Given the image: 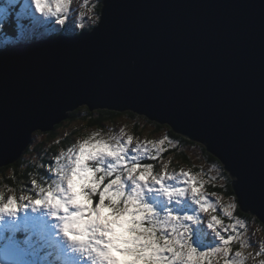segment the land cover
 I'll use <instances>...</instances> for the list:
<instances>
[{
    "label": "water",
    "instance_id": "obj_1",
    "mask_svg": "<svg viewBox=\"0 0 264 264\" xmlns=\"http://www.w3.org/2000/svg\"><path fill=\"white\" fill-rule=\"evenodd\" d=\"M101 3L89 32L0 51V167L69 110L131 111L205 145L264 224V0Z\"/></svg>",
    "mask_w": 264,
    "mask_h": 264
},
{
    "label": "rangeland",
    "instance_id": "obj_2",
    "mask_svg": "<svg viewBox=\"0 0 264 264\" xmlns=\"http://www.w3.org/2000/svg\"><path fill=\"white\" fill-rule=\"evenodd\" d=\"M99 5L102 7L101 0H70V10L66 16L72 19L75 18L78 23H76L74 26L72 25L68 31L73 34L76 33L79 28H92L95 26V24L97 25L100 19L101 11V7L100 9L98 8ZM56 18L59 19L64 17ZM54 28L62 29L60 28V25H56ZM75 29L77 30L75 31ZM37 33H39L38 35H43L41 31ZM71 112L72 111L70 110L68 111L67 118L62 120V124L56 130V135L51 140L50 137H47L48 135L44 131L37 130L31 134L29 139L30 143L27 146L29 150L24 151L23 153L25 156V163L31 162L40 165L43 163L41 156L47 155L48 159L51 158L53 160L51 168L52 172L54 173V169L58 167V164L56 163L57 157H60V163H66L67 156L69 155V149H75L80 142H82L84 139L90 138L93 134H96L98 138L105 139L119 137L122 141L127 140V138L131 136L132 141L130 147H135L137 144H140L142 146H146L149 149V154L147 156H145L143 153L140 154V162L142 164H152L153 174H166L173 176V180L166 181V183L172 187H188L183 183L184 177L179 175L181 171L188 172L190 175L196 177V179L199 181V184L197 185L198 188L203 193L206 202L213 205V207L210 208L208 213H202L199 211V207L193 202L190 192H186L185 196L179 198L177 201L169 202L162 194L158 193V191H149L148 189L144 190L145 203L149 204L153 210L159 214H163L167 210L175 214L183 215L185 213V207L189 210L192 208L196 214H199L201 217V223L205 226V231L208 232V235L205 237V240L199 239L195 235V232L197 228L202 226H192L193 235L191 243L194 247L202 249L208 244L220 249L225 247V245H223V243L220 242L218 238H216L214 234L210 232V230L206 229V223L212 215L217 216V218L221 221L222 226L220 227V230L224 238L227 239L229 235L233 237V239L226 246L228 248L227 256L222 251L212 253L210 256L205 257V264H225L226 260L235 261V264H264V224L260 222L254 214L251 213V218L242 217V215L238 213V209L240 208H238L239 206L235 195H228V193L223 190L209 189L210 184L212 187L216 186L218 188H224V185H226L228 180L231 181L232 186V181H234L236 178H231L229 172L223 168L224 165L222 166V164L216 161V159H209L208 156H212L213 154L208 150L205 151L202 149L203 147L206 149L205 145H203L201 142L193 140L194 145L186 148L189 161L181 163L178 160V157L175 156V154L171 151L172 148L177 147L176 145L178 141L171 140L168 137L169 129H167V124H161V127L156 129L157 127L154 125L153 120L148 119L146 116L135 114V117H130L126 115V111H124L118 112L115 117L105 123L102 127H89L85 120L81 119L80 117L68 120L69 114ZM136 123L139 125V127L134 129V125H136ZM66 137L68 138V145L66 147L59 146L55 153L52 151H50L52 153H48V150L52 144H56V146H58L61 144L63 139H66ZM161 140L164 141L162 145L159 143ZM195 143L199 145H195ZM40 147L46 150V152H41L40 150L42 149H40ZM156 147L162 148V151L157 153L155 151ZM6 172H9L10 174L12 169H8ZM44 180L46 179L44 178ZM33 181L34 180H32V182ZM51 185L52 181L43 182L37 187L32 185L30 188L33 191L27 192L29 188L26 187V183L20 182L18 187L11 186L10 189L5 188L8 187L5 185L3 187L5 188L3 192L0 188V195L4 197L5 201L8 196H14L18 203L28 204L29 201L27 199H20L22 195L28 193V195L33 199L39 198L37 196L39 188H47ZM149 187L152 186L150 185ZM131 188V182H126L125 191L128 192L131 190ZM24 190L27 193H23ZM41 209L50 214L49 210L47 209L37 208L35 211H33L32 208L29 207L23 209L22 211H18L15 217L4 216L3 218H0V221L6 219L7 221L10 220L15 222L11 225V228L15 230L10 232V236L17 237L20 235L22 237L20 239L21 242L25 243L28 248L32 247L34 238L37 239L38 247L40 245L43 246V249L40 248V250L36 249L33 251V253L37 255V257H35V260L37 261L36 264H58L46 257L45 253L47 250L43 245V241H45L49 247V254L59 258L60 261H66L65 257H67V253H69L68 256L71 255L75 257L76 254H71L68 246L66 245V241L61 242L54 235L53 228H56L55 232L58 236L60 233L57 229V224L52 222L53 219L49 217V220H45V217L40 216ZM229 212L231 213L230 216L227 215ZM239 212L242 213V211ZM245 213L249 214L247 212ZM5 222H3V224ZM44 225L48 226L46 234L41 231V227ZM232 225H236V227L232 228ZM2 235L4 237V230L0 235V241L2 240ZM65 252L66 254L64 256ZM236 252H240L241 256L236 257ZM78 258L81 260V254L78 255ZM29 262L31 264H35V261L32 259ZM68 264H72V261L68 262Z\"/></svg>",
    "mask_w": 264,
    "mask_h": 264
},
{
    "label": "snow or ice",
    "instance_id": "obj_3",
    "mask_svg": "<svg viewBox=\"0 0 264 264\" xmlns=\"http://www.w3.org/2000/svg\"><path fill=\"white\" fill-rule=\"evenodd\" d=\"M69 4L70 0H0V34L8 39H12L13 35L25 38L30 34H35L55 25L63 26L62 30L68 31L71 27L69 18L66 16L70 10ZM36 14L40 15L37 16ZM49 17L64 18L53 21L46 19ZM6 29H11V34ZM131 141V136L122 141L119 137L98 138L96 134L84 139L75 149H69L66 163H60V157H57L58 167L54 169L55 179L49 176V179H52V185L47 188L40 187L37 193L39 198L33 199L31 196H22L20 199H27L29 203L21 204L17 202L14 196H8L5 201L4 197L0 195V218L4 216L15 217L18 211L29 207L33 211L37 208L47 209L51 217L55 219L59 233L62 234L69 248L70 242L64 231L68 218L78 215L82 211L102 213L110 221L108 239L120 242L127 236V218L119 209L113 208L103 196L106 190L115 191L118 187L125 191L126 182L130 181L132 188L137 189L142 204L148 208L150 213L145 218L144 223L150 225L153 229V251L158 260H163L164 264H205V257L210 256L212 253L222 251L227 256L228 248L226 246L233 237L229 235L227 239L224 238L220 230L221 221L217 216H211L206 223V229L210 230L225 247L220 249L208 244L200 249L194 247L191 243L192 226L194 225L202 226L197 228L195 232L199 239L205 240L208 235L205 226L201 223L199 214L180 215L167 210L163 214H159L144 202L145 189L158 191L169 202L177 201L179 198L184 197L186 192H190V196L195 205L199 207L200 212L208 213L210 208L213 207V205L206 202L203 193L198 188L199 181L196 177L188 172L181 171L179 175L184 177L183 183L188 187L168 185L166 181L173 180L174 177L166 174H153L152 164H142L140 162V154L143 153L147 156L149 149L140 144L130 147ZM159 143L162 145L164 141L161 140ZM90 145L103 146L104 150L97 151L94 157L87 161V166L94 176L95 186L85 187L81 190L73 175V169L81 149ZM155 151L159 153L162 148L156 147ZM49 166L51 167V164ZM32 183L33 186L36 185V181ZM70 185L71 191L82 195L83 200L74 199L69 202L66 199ZM150 185L152 187H149ZM95 196H98L96 201L93 200ZM50 197L60 201L62 206L53 208L49 203ZM122 206L123 201H121V208ZM227 215L230 216L231 213L229 212ZM231 227L235 228L236 225ZM47 230V225L41 227L44 234ZM71 251L76 253L74 250ZM80 251L82 252L83 249ZM235 255L240 257L241 253L236 252ZM82 257L86 258L84 255ZM225 264H235V261L226 260Z\"/></svg>",
    "mask_w": 264,
    "mask_h": 264
},
{
    "label": "clouds",
    "instance_id": "obj_4",
    "mask_svg": "<svg viewBox=\"0 0 264 264\" xmlns=\"http://www.w3.org/2000/svg\"><path fill=\"white\" fill-rule=\"evenodd\" d=\"M102 1V0H101ZM95 27V26H93ZM88 27L87 31H91ZM90 29V30H89ZM86 32V31H85ZM104 150L103 146L90 145L81 149L77 157L73 175L81 190L85 187H94L95 181L87 161L94 157L97 151ZM70 190L66 199L83 200L79 193ZM103 198L116 209H119L127 218V236L120 242L109 240L110 221L102 213L81 212L68 218L65 224L69 249L84 255L90 264H164L154 255L153 229L146 225L144 220L150 215L140 199L135 187L125 192L119 187L115 191H105ZM121 201L123 206L121 208ZM53 208L61 207L60 201L49 198ZM83 249L81 252L80 250Z\"/></svg>",
    "mask_w": 264,
    "mask_h": 264
},
{
    "label": "trees",
    "instance_id": "obj_5",
    "mask_svg": "<svg viewBox=\"0 0 264 264\" xmlns=\"http://www.w3.org/2000/svg\"><path fill=\"white\" fill-rule=\"evenodd\" d=\"M100 7L101 6L99 5L98 8L100 9ZM7 30L9 31L11 29H7ZM79 113H81L82 115ZM117 113H118V111H110L107 109H97V110L90 111L87 106H80V107L76 108L75 110H73L69 114L68 120H72V119H75L77 117H80L81 119L85 120V122L87 123V125L89 127L90 126L91 127H102L105 123H107L109 120H111L113 117H115L117 115ZM126 115H128L130 117H135V113H133L131 111H126ZM153 123L157 127L156 129H159V127H161L160 123H158L156 121H153ZM61 124H62V122L55 125L51 130L46 131V134L48 135L47 137H50V140L56 135V130L58 127H60ZM164 125H166V124H164ZM134 126H135L134 129L139 127V125L137 123ZM167 129H169V131L167 130L168 134H169L168 137L171 140L178 141L177 145H176L177 147L172 148V150H171L172 153H174L175 156L178 157V160L181 163L188 162L189 157L187 156L186 148L194 145V141L191 140L190 138L185 137L184 135H182L180 133L174 132L169 126L167 127ZM66 140H67V142H66ZM67 145H68V138L66 137V139H63V141L61 142L60 145L56 146V144H52L50 146V149L48 150V153H52V152L55 153V151H57L59 146L66 147ZM195 145H199V144L195 143ZM55 147H56V149H55ZM40 149H42V148L40 147ZM202 149L207 151L205 149V147H203ZM27 150H29L28 147L24 151H27ZM24 151H23V153H24ZM40 151L46 152V150H44V149H42ZM50 151H52V152H50ZM205 151H204V153L206 154ZM23 153L20 156V158L18 159L19 161L17 160L15 163L0 167V173H1V175H0V188L2 189V192L5 188L10 189L11 186L18 187L20 182H25L26 187L29 188L27 192H32L33 190H31V188H30L33 185L32 180L36 181L37 184L34 187H37L38 185L42 184L43 182L52 181V179L55 178V175L52 172V168L49 166L50 164L51 165L53 164V160L51 158L48 159L47 155L41 156L43 163H41L40 165L36 164V163H31V162L25 163L24 162L25 156L23 155ZM208 157H209V159H212V158L214 160L216 159V161L221 163V161L213 155L208 156ZM222 166H223V164H222ZM8 169H12V172L10 174H9V172H6ZM49 176H52V179H49ZM44 178L46 180H44ZM5 185L8 187L3 188ZM209 189H211V190L212 189L213 190H223V191H226V193H228V195H235L233 190H232L230 180H228L226 185H224V188H221V187L218 188L216 186L212 187V185L210 184ZM10 192H11V190H10ZM27 192L25 190L23 191V193H27ZM93 200L94 201L98 200V196L93 197ZM238 210L241 211L240 209H238ZM239 211H238V213L240 215H242V217L251 218L250 213L246 214L245 212L242 211V213H243L242 214Z\"/></svg>",
    "mask_w": 264,
    "mask_h": 264
},
{
    "label": "bare ground",
    "instance_id": "obj_6",
    "mask_svg": "<svg viewBox=\"0 0 264 264\" xmlns=\"http://www.w3.org/2000/svg\"><path fill=\"white\" fill-rule=\"evenodd\" d=\"M169 127H170V126H169ZM170 128H171V127H170ZM171 129H172V128H171ZM42 215H45V214H42ZM71 257H73V256H71V255L68 256V258H71ZM73 258H74V257H73Z\"/></svg>",
    "mask_w": 264,
    "mask_h": 264
}]
</instances>
